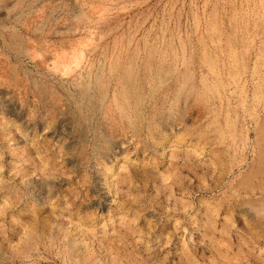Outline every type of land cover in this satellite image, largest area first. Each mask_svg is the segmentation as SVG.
Masks as SVG:
<instances>
[{"label":"rangeland","instance_id":"1","mask_svg":"<svg viewBox=\"0 0 264 264\" xmlns=\"http://www.w3.org/2000/svg\"><path fill=\"white\" fill-rule=\"evenodd\" d=\"M0 264H264V0H0Z\"/></svg>","mask_w":264,"mask_h":264}]
</instances>
